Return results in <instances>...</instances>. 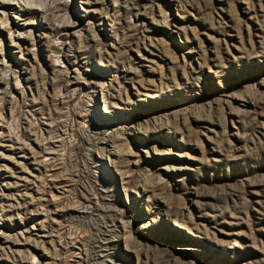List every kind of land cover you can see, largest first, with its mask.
<instances>
[{"label":"rangeland","instance_id":"374dc122","mask_svg":"<svg viewBox=\"0 0 264 264\" xmlns=\"http://www.w3.org/2000/svg\"><path fill=\"white\" fill-rule=\"evenodd\" d=\"M0 264H264V0H0Z\"/></svg>","mask_w":264,"mask_h":264},{"label":"bare ground","instance_id":"6f19581e","mask_svg":"<svg viewBox=\"0 0 264 264\" xmlns=\"http://www.w3.org/2000/svg\"><path fill=\"white\" fill-rule=\"evenodd\" d=\"M27 7L29 8L30 6L28 5Z\"/></svg>","mask_w":264,"mask_h":264}]
</instances>
